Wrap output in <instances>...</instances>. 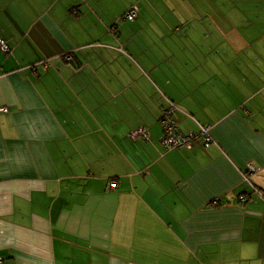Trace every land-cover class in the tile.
Masks as SVG:
<instances>
[{
  "label": "crops",
  "instance_id": "crops-1",
  "mask_svg": "<svg viewBox=\"0 0 264 264\" xmlns=\"http://www.w3.org/2000/svg\"><path fill=\"white\" fill-rule=\"evenodd\" d=\"M0 39V264H264V0H0Z\"/></svg>",
  "mask_w": 264,
  "mask_h": 264
},
{
  "label": "built area",
  "instance_id": "built-area-1",
  "mask_svg": "<svg viewBox=\"0 0 264 264\" xmlns=\"http://www.w3.org/2000/svg\"><path fill=\"white\" fill-rule=\"evenodd\" d=\"M139 14V8L136 5H132L130 9L125 13L124 19L128 21H134ZM0 51L3 53L10 52V45L7 41L0 39ZM68 61L72 60L71 55L67 57ZM46 67L47 64H44ZM1 111H7V109L3 108ZM177 111V107L175 104L170 103L168 107L163 108L162 115L160 119V123L163 129V136L161 139V145L164 149H183V148H191L197 141L201 140L205 147L210 146L213 142V137L211 134V128L208 126H201L200 131L198 133H188L185 134L180 131L178 124L174 118V115ZM131 137L136 138H147L146 130L139 129L131 133ZM258 169L253 165H248L247 171L244 174V180L249 182L248 175L250 173L257 172ZM111 188L116 187V182L110 183ZM241 202L245 201L244 197L240 198ZM0 263H2V258H0Z\"/></svg>",
  "mask_w": 264,
  "mask_h": 264
},
{
  "label": "trees",
  "instance_id": "trees-1",
  "mask_svg": "<svg viewBox=\"0 0 264 264\" xmlns=\"http://www.w3.org/2000/svg\"><path fill=\"white\" fill-rule=\"evenodd\" d=\"M126 20V19H125ZM126 21H128V20H126ZM129 22H133V21H129Z\"/></svg>",
  "mask_w": 264,
  "mask_h": 264
}]
</instances>
